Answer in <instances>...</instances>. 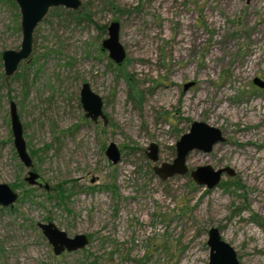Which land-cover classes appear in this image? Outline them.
Returning a JSON list of instances; mask_svg holds the SVG:
<instances>
[{
  "label": "rangeland",
  "instance_id": "obj_1",
  "mask_svg": "<svg viewBox=\"0 0 264 264\" xmlns=\"http://www.w3.org/2000/svg\"><path fill=\"white\" fill-rule=\"evenodd\" d=\"M113 1L111 8L83 0L96 23L49 13L35 29L30 58L7 75L2 52L20 49L21 14L0 0V181L20 194L0 208V264H208L212 226L242 264H264V87L253 82L264 81V0ZM112 20L121 23L127 52L121 65L102 48L108 35L100 26ZM121 70L141 90L140 103L129 99ZM84 82L103 97L107 124L86 116ZM188 82L195 85L185 91ZM11 101L31 168L14 146ZM196 120L217 126L226 140L192 151L189 168L235 171L213 189L189 172L165 180L154 172L173 161L176 142ZM110 142L122 152L115 164ZM152 142L158 162L147 155ZM29 171L39 174L37 184L26 180ZM49 220L72 236L88 234L90 243L55 254L38 226Z\"/></svg>",
  "mask_w": 264,
  "mask_h": 264
},
{
  "label": "water",
  "instance_id": "obj_2",
  "mask_svg": "<svg viewBox=\"0 0 264 264\" xmlns=\"http://www.w3.org/2000/svg\"><path fill=\"white\" fill-rule=\"evenodd\" d=\"M19 7L21 14L22 42L20 49H5L2 52L4 71L7 75H13L19 65L28 60L32 54L34 46V32L40 22L49 14L52 8L65 7L67 9L78 10L83 5V0H13ZM248 2L250 0H247ZM121 23L119 20H112L107 26V37L102 41V48L109 52L110 58L121 65L127 57L126 49L120 38ZM253 82L264 87V81L254 78ZM195 82H188L184 85L187 91ZM80 98L86 116L97 122L99 118L108 123V118L104 110L103 97L95 92L89 82H84L80 91ZM11 127L14 137V146L20 160L26 167L33 166V159L28 151L26 139L24 137V127L21 121L18 107L15 101L10 102ZM226 138L220 128L213 126L206 121H194L188 132L182 134L176 142V157L172 162H162L154 167V172L163 180L176 174L190 176L199 185L208 189L217 187L224 174L235 175V171L227 166L215 168L210 164L199 165L190 169L187 162L188 157L194 150L210 152L215 144L225 141ZM106 154L115 164L121 161L122 152L115 142H110ZM147 155L153 162L159 161V146L152 142L148 147ZM39 174L29 171L26 180L30 184H37ZM19 192L9 183L0 181V208L13 207L19 198ZM38 226L44 236L52 245L55 254L63 252H73L84 249L90 238L86 233L70 235L66 230L60 228L54 221L39 222ZM207 244L210 247L208 264H242L235 247L223 238L218 226H212L208 231Z\"/></svg>",
  "mask_w": 264,
  "mask_h": 264
},
{
  "label": "trees",
  "instance_id": "obj_3",
  "mask_svg": "<svg viewBox=\"0 0 264 264\" xmlns=\"http://www.w3.org/2000/svg\"><path fill=\"white\" fill-rule=\"evenodd\" d=\"M9 1H11L13 4L16 5V3L13 0H9ZM106 1L109 2V4L111 5V8L116 7L113 0H106ZM49 13L54 14L56 16L64 17L65 20H68L70 22H74L76 25H81L82 23H84L86 21L91 22V23H96L93 19V13L91 12V10H89L87 8V6L85 4H83L82 7L78 10L67 9L65 7H56V8H52V10H50ZM100 28L102 29V31L107 30V27L105 25L100 26ZM118 75L120 77H124L127 81V84L129 86V90H128L129 99H131L135 103L136 102L140 103L142 101V92L135 85L133 78H131V76H129V74L124 73L123 70H121ZM58 191L59 192L57 195L62 200H64L68 196V195H66V190L62 187V184H61V186L59 185ZM50 197H52V196H50Z\"/></svg>",
  "mask_w": 264,
  "mask_h": 264
},
{
  "label": "bare ground",
  "instance_id": "obj_4",
  "mask_svg": "<svg viewBox=\"0 0 264 264\" xmlns=\"http://www.w3.org/2000/svg\"><path fill=\"white\" fill-rule=\"evenodd\" d=\"M263 26H264V25H263ZM262 30L264 31V29H262ZM220 96H221V95H220ZM222 97H223V95H222ZM218 101H219V100H218ZM215 104H216V103H215ZM215 104H214V105H215ZM211 105H212V104H211ZM219 107H220V106H219ZM224 108H225V107H224ZM224 108H223V109H224ZM219 109H220V108H219ZM219 109L217 110L218 112H219ZM221 109H222V108H221ZM213 110H216V109H213ZM222 111H225V110H222ZM219 114H220V113H219ZM221 114H222V112H221ZM224 114H225V113H224ZM259 114H260V113H259ZM216 115H217V113H216ZM222 115H223V114H222ZM248 115H249V114H248ZM261 115H262V114H261ZM218 116H219V115H218ZM234 116L236 117V114H235ZM237 116H238V115H237ZM243 117H244V116H243ZM250 117H251V116H250ZM246 118H247V117H246ZM248 118H249V117H248ZM252 118H253V117H252ZM243 120H245V118H244ZM250 120H252V119H250ZM254 120H255V119H254ZM247 121H248V120H247ZM253 122H254V121H253ZM253 122H252V123H253ZM258 124H259V123H258ZM255 125H256V124H255ZM262 127H263V126H262ZM263 128H264V127H263ZM259 130H260V129H259ZM261 133H262V132H261ZM248 137H249V136H248ZM248 137H247V138H248ZM247 140H248V139H247ZM248 141H249V140H248ZM263 157H264V156H263ZM263 157H262V158H263ZM262 174H263V173H262ZM261 181H262V180H261ZM261 181H260V182H261Z\"/></svg>",
  "mask_w": 264,
  "mask_h": 264
}]
</instances>
